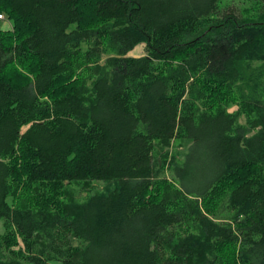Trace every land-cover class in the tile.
<instances>
[{
    "label": "trees",
    "instance_id": "1",
    "mask_svg": "<svg viewBox=\"0 0 264 264\" xmlns=\"http://www.w3.org/2000/svg\"><path fill=\"white\" fill-rule=\"evenodd\" d=\"M246 1L0 0V264H264Z\"/></svg>",
    "mask_w": 264,
    "mask_h": 264
},
{
    "label": "rangeland",
    "instance_id": "2",
    "mask_svg": "<svg viewBox=\"0 0 264 264\" xmlns=\"http://www.w3.org/2000/svg\"><path fill=\"white\" fill-rule=\"evenodd\" d=\"M226 2H232L235 3L239 6H243V7H247L249 6L246 0H225ZM1 14H4L2 12H0ZM5 16V14H4ZM0 26L4 27L5 29L7 28H11V21L9 19H5L2 20L0 22ZM131 55H141L143 54V44H139L137 45L131 52ZM236 108V106H232L230 108V110H234ZM244 121V117H240V122ZM189 145V141L185 140V139H174L171 143V146L168 148V152H167V156H166V161L164 164L165 169V175L170 177L171 175V171H170V165H174L179 163L182 159L183 156L188 148ZM173 160H172V159ZM171 159V160H170ZM95 186L101 187L104 185L103 182H94L93 183ZM81 194H84V192H82ZM4 230L3 225H2V220L0 219V232H2Z\"/></svg>",
    "mask_w": 264,
    "mask_h": 264
},
{
    "label": "built area",
    "instance_id": "3",
    "mask_svg": "<svg viewBox=\"0 0 264 264\" xmlns=\"http://www.w3.org/2000/svg\"><path fill=\"white\" fill-rule=\"evenodd\" d=\"M2 20H5V16H4V14H1V13H0V22H1Z\"/></svg>",
    "mask_w": 264,
    "mask_h": 264
}]
</instances>
